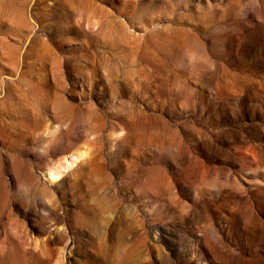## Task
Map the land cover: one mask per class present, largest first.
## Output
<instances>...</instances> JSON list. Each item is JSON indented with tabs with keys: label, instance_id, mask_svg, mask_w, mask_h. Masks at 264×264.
<instances>
[{
	"label": "rangeland",
	"instance_id": "374dc122",
	"mask_svg": "<svg viewBox=\"0 0 264 264\" xmlns=\"http://www.w3.org/2000/svg\"><path fill=\"white\" fill-rule=\"evenodd\" d=\"M1 86L0 264H264V0H0Z\"/></svg>",
	"mask_w": 264,
	"mask_h": 264
},
{
	"label": "bare ground",
	"instance_id": "6f19581e",
	"mask_svg": "<svg viewBox=\"0 0 264 264\" xmlns=\"http://www.w3.org/2000/svg\"><path fill=\"white\" fill-rule=\"evenodd\" d=\"M35 31H36V29H35ZM42 41V40H41ZM45 43V42H44ZM5 76V75H4ZM8 79V78H7ZM5 80H6V77H5V79L3 78L2 79V82H4L5 83ZM3 86H5V85H3ZM3 86H1V87H3ZM4 91V87L3 88H1V90H0V92H3ZM32 101V100H31ZM2 104H3V102H1ZM4 111V110H3ZM3 111H1V112H3ZM59 111V110H58ZM1 112H0V114H1ZM5 113V115H6V111L4 112ZM5 116H3L2 118H4ZM9 117V116H8ZM4 121V120H3ZM9 121V120H8ZM2 122V120H0V137L3 139L4 137H5V127L3 126V124L1 123ZM5 123H6V118H5ZM6 125V124H5ZM7 126V125H6ZM9 127V126H8ZM7 127V128H8ZM9 137V136H8ZM1 138H0V140H1ZM5 139V138H4ZM3 139V140H4ZM8 139V138H7ZM6 139V141H8ZM1 142H4V141H1ZM2 144V143H1ZM76 158H74V157H72V160H70V162L69 161H66L65 162V164H66V169H68L69 167L71 168V166H70V164H71V162L72 161H74ZM69 160V159H68ZM65 161V160H64ZM63 164V163H62ZM60 166V165H59ZM62 167V166H61ZM65 167V166H64ZM63 168V167H62ZM69 168V169H70ZM62 170V169H61ZM66 172H67V170H66ZM47 174H48V180H50L51 182L52 181H54V180H56L57 179V177L59 178V177H61L60 175L62 174V171H60V169L59 170H52V171H49V173L47 172Z\"/></svg>",
	"mask_w": 264,
	"mask_h": 264
}]
</instances>
